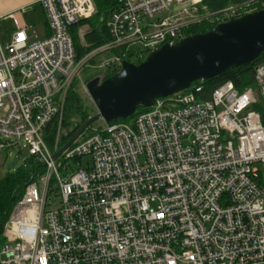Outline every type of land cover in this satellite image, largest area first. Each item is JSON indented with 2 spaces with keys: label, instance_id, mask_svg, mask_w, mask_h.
I'll list each match as a JSON object with an SVG mask.
<instances>
[{
  "label": "built area",
  "instance_id": "obj_1",
  "mask_svg": "<svg viewBox=\"0 0 264 264\" xmlns=\"http://www.w3.org/2000/svg\"><path fill=\"white\" fill-rule=\"evenodd\" d=\"M105 22L120 70L191 26H217L264 10L250 0L211 14L204 0H114ZM48 36L0 39V149L22 145L44 173L26 185L3 229L0 264H264V63L253 86L226 82L154 100L130 121L104 123L62 147L76 61L70 29L93 0H41ZM190 36V35H189ZM260 102L262 114L248 111ZM55 136L46 143V129ZM75 163V165H74Z\"/></svg>",
  "mask_w": 264,
  "mask_h": 264
},
{
  "label": "water",
  "instance_id": "obj_2",
  "mask_svg": "<svg viewBox=\"0 0 264 264\" xmlns=\"http://www.w3.org/2000/svg\"><path fill=\"white\" fill-rule=\"evenodd\" d=\"M262 52L264 10L219 24L204 34L187 36L173 46L163 45L138 64L123 61L117 74L86 83L85 90L96 114L75 131L53 158L93 124L126 120L137 108H149L154 100L185 91L193 83L250 64ZM16 163L14 159L11 168Z\"/></svg>",
  "mask_w": 264,
  "mask_h": 264
},
{
  "label": "trees",
  "instance_id": "obj_3",
  "mask_svg": "<svg viewBox=\"0 0 264 264\" xmlns=\"http://www.w3.org/2000/svg\"><path fill=\"white\" fill-rule=\"evenodd\" d=\"M96 8L95 15L88 20H83L78 23V25L71 27L70 34L73 39L76 61L79 62L89 54L104 47L110 40L108 31L105 27V22L111 12L115 9L114 0H93ZM250 0H204L202 6L211 14H216L224 10L230 5H239L246 3ZM264 3V0H259ZM82 26H88L90 31L84 35L83 43H81L77 29ZM214 26L206 27L203 25L191 26L187 30V36L195 34H204L211 30ZM113 56H118L119 51L111 52ZM126 61H130V55L124 58ZM140 62H137L138 64ZM264 63V52H262L254 62L250 64L239 66L238 68L228 70L218 77L212 78L210 80L201 81L193 83L192 87H199L200 92L196 93L198 99L206 100L209 95L217 88L225 84L226 82L232 83L236 90L243 91L245 88L253 86V76L254 68L258 64ZM119 70L108 71L106 73L96 74L99 75L101 80H105L115 74ZM103 74V75H101ZM76 86L74 82L68 89L63 106V125L62 128L65 129L66 135L62 137V146L68 141V139L75 133V131L89 118L96 114V111L87 103V101L76 92ZM148 111V108L139 107L136 109L133 116L141 114ZM132 116V117H133ZM130 117V118H132ZM130 118L126 120H116L117 122H127ZM69 127H71L69 129ZM92 126L85 131L86 137L90 135L93 130ZM55 136V130L52 126L46 129V143L50 145ZM44 173V168L40 165L35 158L31 157L29 159L23 160V164L14 173L5 176L0 179V248L4 244L5 240L3 238L4 226L12 212L16 203L20 200L24 189L27 184L35 180L36 177Z\"/></svg>",
  "mask_w": 264,
  "mask_h": 264
},
{
  "label": "rangeland",
  "instance_id": "obj_4",
  "mask_svg": "<svg viewBox=\"0 0 264 264\" xmlns=\"http://www.w3.org/2000/svg\"><path fill=\"white\" fill-rule=\"evenodd\" d=\"M38 13H39L38 18H35L34 20H29L27 22V24H29V27H30L27 30V35L29 36L31 41L38 39L37 37H34L35 34L39 36V34H41L42 31H45L44 15L40 11H38ZM3 26L6 28H9L11 25H9V23H6V24L3 23ZM0 31H1V28H0ZM0 39L2 40V42L6 40L2 36L1 32H0ZM111 57H113V55L110 52H103L102 50L95 51L89 54L85 59V60H90L88 61L87 67L79 73V75L76 77L74 81V85L76 86L75 87L76 92L80 94L83 100L85 99L87 101V103L92 107V109H94V111H96L95 107L85 90V85L87 82H89L90 80L94 78H99L100 81H102L99 75H96V74L113 71L111 68L107 69L106 67L103 66L106 62H108L111 59ZM145 57L141 60V62L145 59ZM248 111L255 112L257 114H262L263 108H262L261 103L257 102L255 105H252ZM132 118H130V120ZM102 125H103V122L100 121V122L93 124L92 127L97 129ZM70 128L71 127H69V129ZM67 131L63 129L62 132L64 135H66ZM82 135H85V132ZM29 158L30 156L28 154H24V149L21 144L18 145L17 147L10 148V149H0V179L4 178L5 176L9 174L14 173L18 168L21 167V165L23 164V160H26ZM14 159H17V163L13 168H11V165Z\"/></svg>",
  "mask_w": 264,
  "mask_h": 264
},
{
  "label": "crops",
  "instance_id": "obj_5",
  "mask_svg": "<svg viewBox=\"0 0 264 264\" xmlns=\"http://www.w3.org/2000/svg\"><path fill=\"white\" fill-rule=\"evenodd\" d=\"M40 1L41 0H0V32L6 40L16 31V26L25 29V32L27 34V30L30 28L27 22L29 20L38 18V11H40L44 15L43 9L40 5ZM3 23H9V25H11V28L4 27ZM44 26L45 31H42L39 36H37L36 34L34 35V37H37L38 39L31 41V39L29 38V42L42 40L46 36H48L49 30L46 24V20L44 22ZM89 31L90 29L88 26H82L77 29V34L81 43H83L84 35H86Z\"/></svg>",
  "mask_w": 264,
  "mask_h": 264
}]
</instances>
